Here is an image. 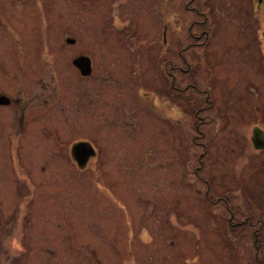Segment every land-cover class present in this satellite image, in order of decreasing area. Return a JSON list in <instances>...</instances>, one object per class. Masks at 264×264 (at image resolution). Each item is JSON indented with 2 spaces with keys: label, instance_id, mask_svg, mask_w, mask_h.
<instances>
[{
  "label": "rangeland",
  "instance_id": "374dc122",
  "mask_svg": "<svg viewBox=\"0 0 264 264\" xmlns=\"http://www.w3.org/2000/svg\"><path fill=\"white\" fill-rule=\"evenodd\" d=\"M188 1L0 0V58L15 66L18 42L25 55L38 48L48 93L69 95L83 87L71 66L79 54L91 58L95 79L102 63L109 66L134 49L140 62L146 56L156 61L165 24L172 53L182 48L184 32L199 20L185 10ZM205 1L210 33L202 76L213 80L214 109L202 115L201 140L199 96L191 90L173 92L165 122L157 94L155 117L141 121L134 142L107 144L105 130L64 132L65 123L55 127L60 143L30 127L17 134L0 108V264H264V151L254 150L249 139L254 127L264 132V65L251 51L248 59L244 48L253 27L252 50L264 53V38H258L264 20L251 22L246 0H221L216 8L217 1ZM25 61L38 63L35 57ZM149 66L139 64L141 81L154 80L158 88V65ZM121 69L113 72L124 80ZM84 134L110 154L80 169L67 151ZM221 196L227 206L213 204ZM229 211L235 221L249 215L257 223L239 234V224L228 223Z\"/></svg>",
  "mask_w": 264,
  "mask_h": 264
},
{
  "label": "flooded vegetation",
  "instance_id": "af4514ba",
  "mask_svg": "<svg viewBox=\"0 0 264 264\" xmlns=\"http://www.w3.org/2000/svg\"><path fill=\"white\" fill-rule=\"evenodd\" d=\"M196 1L189 0L184 5L185 10L193 12L197 18L199 16V20L192 21L186 32H184L186 43L182 48L172 53V46L167 38L168 27L165 24L161 35L162 50L161 52L160 50L158 51L159 57L156 58V61L155 59L150 60L146 56L144 61L140 62L139 58L135 57L138 51L134 49L133 55L126 52L127 55L124 57L122 53V58L120 60L119 58L114 59L116 62L111 63L109 66H106V63H102V72L99 73V78L93 79V76H96V68L93 66L91 58L84 55L89 58L91 71L88 75L82 76L71 63L75 71L74 80H80L83 83V87L71 90L69 95H51L48 93V87L51 85L45 83L41 78L42 66L39 62L40 52L38 48H35V50L31 47L32 50L25 55L22 47L19 45L21 43L18 42L15 46L16 54L20 59L18 64L12 66L11 59L3 58L1 60L0 58V98L6 99V103H0V108L6 110V124L12 127L11 125L14 123V128H12L17 134H21L30 127L33 129L32 132L34 134H40L43 139L53 138V143L61 142L57 137L58 131L55 127L64 123L63 126L67 127H62L64 132L70 128L78 130L77 133H80L82 129H90L92 126L96 129L101 128L105 130L104 138L107 144L117 143L119 138L134 142L138 136L141 121H144L145 118L155 117L157 98H159L157 94H161L162 92L164 104L163 121L165 122V120L171 117L173 92L180 94L191 90L197 94L196 96H199V126L196 127V132L197 137L201 140L203 132L200 128L204 127L206 123L202 115L205 114L204 116L207 117L208 113L214 109L211 99L214 83L213 80H204L202 76L204 48L208 42L210 31L208 30L209 20L204 11L206 1L199 0V4ZM215 1L217 2L213 5L214 8L220 7L221 0L220 2L218 0ZM246 2L247 9L245 12L249 14V17L251 16V22L258 19L264 20V0H246ZM194 3L197 6H194ZM207 7L208 4H206ZM255 14L259 15V18L256 19ZM211 24L212 29L218 30L220 27L218 23L216 25L214 23ZM254 30L252 27L244 48L246 50L249 49L248 59L251 57V51L256 58L254 59L260 65H264V53L259 51L258 53L260 54L257 56V50H252L253 44H255V41L252 39L256 31ZM258 38H264V25H262ZM153 47H155L154 44ZM153 47L151 48L152 51ZM26 57H35L38 63L31 61L30 63H26ZM145 62L152 63V66H155V63H157L158 74L161 77V79H158V82L163 83L158 87L159 89L155 87L154 80L147 81L146 79L145 81L146 77H143L141 81L140 73L137 70L139 64L143 68L145 67V69L151 68L149 63L145 64ZM118 65L124 69H121L123 77L120 76L124 80L119 79L115 75L116 72H113L114 67ZM128 77L132 79L135 85L128 82ZM148 77H150V74ZM97 83H101L98 97L96 95L93 96V86ZM34 86H37V89L32 94L33 92L31 93L29 90H33ZM3 87L9 91L6 90L7 92H5ZM120 88H125V91L120 90ZM24 92H27V94H23ZM194 100L196 101V98ZM49 104L52 107L49 108ZM84 135V137H79L69 142L68 156L71 157V148L79 142L88 143L92 147L94 155L89 160L97 159L101 155L106 156L110 154L108 152H100L92 144L90 141L91 134ZM145 139V142L142 143L141 152H143V149L149 148L148 137L146 136ZM199 146L204 149L200 141ZM204 152L205 150L200 155H203ZM200 158L201 156L199 157V165L202 166ZM207 195L208 188L205 197ZM215 201H213V204L222 202L227 206L224 196L216 198ZM229 215L228 223L230 224H240L243 221H247L251 225L257 223L256 221L252 222L251 216H243V220L232 223V212L229 211Z\"/></svg>",
  "mask_w": 264,
  "mask_h": 264
},
{
  "label": "water",
  "instance_id": "95a60500",
  "mask_svg": "<svg viewBox=\"0 0 264 264\" xmlns=\"http://www.w3.org/2000/svg\"><path fill=\"white\" fill-rule=\"evenodd\" d=\"M67 44H73L74 40L71 38H67L65 40ZM72 65L76 67L79 71V73L82 76H86L90 73L91 68H90V61L89 58L80 55L75 57L71 61ZM0 103H6L5 98H0ZM250 143L251 146L254 150L256 151H261L264 150V132L258 127H254L251 130L250 133ZM94 152L92 147L85 142H79L76 143L72 148H71V159L75 162L76 166L80 169H84L89 162V159L93 157Z\"/></svg>",
  "mask_w": 264,
  "mask_h": 264
},
{
  "label": "trees",
  "instance_id": "16d2710c",
  "mask_svg": "<svg viewBox=\"0 0 264 264\" xmlns=\"http://www.w3.org/2000/svg\"><path fill=\"white\" fill-rule=\"evenodd\" d=\"M236 215V214H235ZM246 216H249V215H246ZM254 216H251V220L254 221ZM235 222V218L233 217L232 219V223ZM237 227H241V229L243 230L242 233H239V234H245L246 235V232L249 231V229L252 227L251 224H249L247 221H243L242 223H240ZM261 231V229L259 230ZM232 232V231H231ZM260 235V233H259ZM257 238V237H256ZM259 239V238H258Z\"/></svg>",
  "mask_w": 264,
  "mask_h": 264
}]
</instances>
